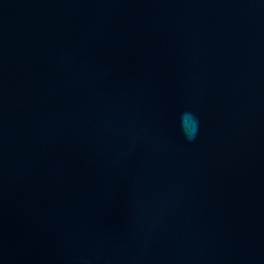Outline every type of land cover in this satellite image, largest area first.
<instances>
[{
  "label": "water",
  "instance_id": "obj_1",
  "mask_svg": "<svg viewBox=\"0 0 264 264\" xmlns=\"http://www.w3.org/2000/svg\"><path fill=\"white\" fill-rule=\"evenodd\" d=\"M0 264H264V0H0Z\"/></svg>",
  "mask_w": 264,
  "mask_h": 264
},
{
  "label": "clouds",
  "instance_id": "obj_2",
  "mask_svg": "<svg viewBox=\"0 0 264 264\" xmlns=\"http://www.w3.org/2000/svg\"><path fill=\"white\" fill-rule=\"evenodd\" d=\"M188 115L191 116V114H188ZM192 119H193V123L198 126V121L196 120V118L194 116H192ZM189 138L191 139V138H194V137H189Z\"/></svg>",
  "mask_w": 264,
  "mask_h": 264
}]
</instances>
